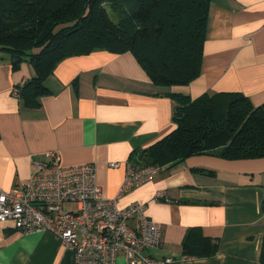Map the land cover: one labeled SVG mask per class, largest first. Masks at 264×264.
<instances>
[{"label":"crops","instance_id":"0c3cea01","mask_svg":"<svg viewBox=\"0 0 264 264\" xmlns=\"http://www.w3.org/2000/svg\"><path fill=\"white\" fill-rule=\"evenodd\" d=\"M33 74L27 63L14 69L10 56L0 52L1 191L27 182L35 164H93L105 198H117L121 208L143 204L147 217L161 225V246L146 251L152 259L260 264L264 158L191 156L161 166L148 183L118 192L130 156L137 158L139 150L176 128L170 94L194 100L203 94L240 93L254 106L264 103V0H210L201 73L185 86H155L131 53L97 50L59 62L45 80L51 93L39 107L28 108L12 89ZM110 162L120 167L110 168ZM157 192L168 201L155 200ZM191 228L218 242L213 256L184 254L183 240ZM55 239L48 232L22 234L0 223V264H75L73 252ZM115 264L126 262L119 257Z\"/></svg>","mask_w":264,"mask_h":264},{"label":"trees","instance_id":"16d2710c","mask_svg":"<svg viewBox=\"0 0 264 264\" xmlns=\"http://www.w3.org/2000/svg\"><path fill=\"white\" fill-rule=\"evenodd\" d=\"M209 12L210 0H0V52L14 69L22 63L33 69L14 86L28 108L51 93L45 80L59 62L97 50L131 53L155 86H185L201 73ZM169 97L176 128L128 163L170 167L196 155L264 158V103L254 106L240 93ZM183 248L186 255L210 257L218 242L191 228Z\"/></svg>","mask_w":264,"mask_h":264},{"label":"built area","instance_id":"2783aa9c","mask_svg":"<svg viewBox=\"0 0 264 264\" xmlns=\"http://www.w3.org/2000/svg\"><path fill=\"white\" fill-rule=\"evenodd\" d=\"M12 95L19 98L16 89ZM54 161L56 153H48ZM119 168L120 163H108ZM159 165L127 163L118 195L150 182ZM93 164L46 167L35 164L30 179L10 192L0 191V223H10L19 233H51L73 252L75 264H170L154 260L146 251L161 246V225L150 220L143 204L121 208L117 198L107 199L95 183ZM156 200L168 201L164 192Z\"/></svg>","mask_w":264,"mask_h":264},{"label":"bare ground","instance_id":"6f19581e","mask_svg":"<svg viewBox=\"0 0 264 264\" xmlns=\"http://www.w3.org/2000/svg\"><path fill=\"white\" fill-rule=\"evenodd\" d=\"M136 151L138 150V149H135ZM68 167V166H67ZM16 185V184H15ZM1 191V190H0ZM156 200V199H155ZM160 201V200H159ZM162 201V200H161ZM164 202V201H163ZM56 240V239H55Z\"/></svg>","mask_w":264,"mask_h":264}]
</instances>
